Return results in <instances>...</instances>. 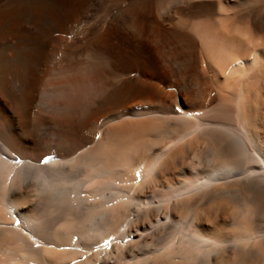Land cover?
Wrapping results in <instances>:
<instances>
[{
    "label": "bare ground",
    "instance_id": "obj_1",
    "mask_svg": "<svg viewBox=\"0 0 264 264\" xmlns=\"http://www.w3.org/2000/svg\"><path fill=\"white\" fill-rule=\"evenodd\" d=\"M229 16L249 26L240 34ZM224 21L240 36L252 27L257 56L252 40L222 61L203 31ZM263 34L264 0H0V264L264 258V115L249 96L264 75ZM246 71L233 105L220 84ZM126 123L151 130L133 127L128 144ZM149 183L159 188L143 197ZM221 199L247 215L232 218L235 238L214 234ZM179 210L187 217L175 220Z\"/></svg>",
    "mask_w": 264,
    "mask_h": 264
},
{
    "label": "rangeland",
    "instance_id": "obj_2",
    "mask_svg": "<svg viewBox=\"0 0 264 264\" xmlns=\"http://www.w3.org/2000/svg\"><path fill=\"white\" fill-rule=\"evenodd\" d=\"M219 12H221V11H219ZM232 17V23H240V21H241V31H240V34H241V32H242V30H243V32H244V28H247V27H245V26H249V24H248V20L246 19H244V20H237L236 18L234 19V17L233 16H229L228 18H226L227 19V22L228 23H231V22H229L228 21V19H230ZM90 20H92V19H90ZM230 20V21H231ZM235 20V21H234ZM237 21V22H236ZM225 22V21H224ZM227 22H225V23H223L220 27H222L223 25V27L225 28V30L224 31H228L229 29V31H232L231 33H233V37L235 36V38H238V37H240V40L241 41H238L237 39L235 40V38H234V40L235 41H238V42H241V45H240V43L238 44V42H237V44L239 45V47H238V45H236L235 44V42H234V40L232 41V40H230V41H232V42H230V41H228L229 40V38H228V36L227 35H229L228 34V32L226 31L225 33H224V31H222V29L223 28H221L220 30H219V26L218 27H216V28H213V30H212V28H207L208 29V32H207V29L205 28V30L203 31V32H205L204 34H206V36H210V38L212 37L213 38V43H212V45H213V48H214V50L216 49V47H218V49L220 48L221 50H220V58L222 59V61L224 62V61H226L227 59H228V57H230V56H232V55H235L236 54V51L237 52H239L240 53V50L239 49H241V46H243L242 47V49H241V51H243V49H245L244 47H246L247 45H248V43H251V41L253 40V42H254V44H253V46H250V47H252V50L250 51L251 53H249V57H250V59H251V55H256L257 56V53L260 51V49H259V47L260 46H257V45H259L260 44V40H259V38L258 39H256L255 37L257 36L256 34H254V32H251L252 30V27H251V29H250V27H249V30H251V31H249L248 29V31H249V33H247L248 31L246 30L245 32H246V35H244V33H242L243 35H241V36H245L244 38H246V36H247V34H249L247 37H248V39H249V37L251 36L250 34L251 33H253L252 35L253 36H251V37H253V39L251 38L250 40H248V41H246V43H245V41H243L242 39H244L243 37H241L240 35H239V30L237 29V31L235 30V29H232V27H234L235 28V26L236 25H234V24H226ZM250 23V22H249ZM81 25V24H80ZM225 25H228V26H232V27H230V28H228V27H225ZM240 25H238L236 28H239V26ZM250 26H251V24H250ZM242 27H243V29H242ZM226 28H228V29H226ZM197 29V28H196ZM240 29V28H239ZM237 32H235V31ZM223 32V33H222ZM230 33V32H229ZM203 34V35H204ZM227 34V35H226ZM236 34H237V36L238 37H236ZM262 36H264V34L262 35ZM203 37H205V35L203 36ZM230 37V36H229ZM233 37H231V39L233 38ZM260 37H261V35H260ZM208 38V37H207ZM225 38H227L226 40H225ZM255 38V39H254ZM205 39V38H204ZM219 39V40H218ZM247 39V38H246ZM264 39V38H263ZM225 40V41H224ZM245 40V39H244ZM257 41V42H255V41ZM250 41V42H249ZM233 42H234V44H233ZM233 45H232V44ZM243 44V45H242ZM245 44H247L246 46H245ZM252 44V43H251ZM255 44H257V45H255ZM250 45V44H249ZM248 45V46H249ZM254 45H255V47H254ZM248 46H247V48H248ZM254 47V48H253ZM257 47V48H256ZM261 48V47H260ZM224 49V50H223ZM246 50V51H245ZM244 50V52H246V54H247V51L249 50H247V49H245ZM215 51H217V50H215ZM219 51V50H218ZM217 51V52H218ZM258 51V52H257ZM199 52H200V54H201V56H203V51H201V50H199ZM216 52V53H217ZM242 53V52H241ZM219 54V53H218ZM248 57V58H249ZM203 58H204V56H203ZM202 58V59H203ZM204 61V60H203ZM243 61H245V60H237V62H235V64L237 65V64H239L240 62L241 63H243ZM247 61V60H246ZM249 62V61H248ZM247 63V62H246ZM235 64H228L226 67H225V69H224V71H223V76H222V78L220 79V81L221 82H225V77L228 75H230V73L233 71V69H234V66H235ZM203 65L205 66L206 65V62L204 61V63H203ZM240 65V64H239ZM242 65V64H241ZM250 67H252V65L250 66ZM231 72H230V71ZM238 73H240L239 75L236 73L235 75H234V80L233 79H231V80H233V81H229V82H226V83H221L220 85L222 86L221 88H222V94L224 95V96H228L229 98H230V100H232L231 101V103L234 105V102H233V100L237 97V96H240V94H242V91H243V89H244V87H245V85H246V75H247V71L246 72H244V73H242V72H238ZM263 74V73H262ZM257 75H259V74H257ZM227 76V77H228ZM209 82H210V84H209V82L207 81V87H206V90L207 91H211L212 93H211V96H213V95H215L216 94V89L215 88H218V86H216V85H218V84H214L213 82H211V80H209V78L207 79ZM254 81V82H253ZM253 84L250 86V90L252 91L251 93H249V96L251 97L252 95V99H253V97H255L257 100V102H258V105L260 106H258V111H261V112H259V113H261L262 114V116L264 115V75H262L261 76V74H260V76H256V78H253V80L251 81ZM213 84V85H212ZM208 85H210V86H208ZM210 89V90H209ZM219 89V88H218ZM213 90V91H212ZM166 92L170 95V93L171 94H174V90L173 89H171L170 87L169 88H166ZM173 92V93H172ZM230 95V96H229ZM172 96V95H171ZM232 96V97H231ZM259 99H258V98ZM254 98V99H255ZM259 100V101H258ZM257 104V103H256ZM262 106V107H261ZM152 123V122H151ZM145 125L147 124V123H144ZM144 124H143V126H144ZM149 124V123H148ZM147 124V125H148ZM124 125V126H123ZM122 126L124 127V130L126 131L125 132V136H124V138H123V136H122V138L123 139H125V137H126V134L128 133L127 131H129L130 130V132H132V128L134 127L135 129H136V127L138 126V125H136V126H133V127H130L129 125H127V123L126 124H123ZM127 125V126H126ZM146 125V126H147ZM152 125V124H151ZM129 126V128H127ZM140 126V125H139ZM138 126V127H139ZM142 126V125H141ZM153 126V125H152ZM137 127V128H138ZM148 127L150 128V126L148 125ZM148 127H142V128H140V130H143L144 128H148ZM126 128H127V130H126ZM148 128V130L147 131H150L151 130V128L149 129ZM153 129V128H152ZM134 130V129H133ZM139 129H136V132H140V130L138 131ZM154 130V129H153ZM121 131H122V127H121ZM146 131V132H147ZM130 132L128 133V135L130 136ZM133 132H135V130L133 131ZM144 132V131H143ZM144 132L145 134H147V133H149V132ZM122 133H124V131L122 132ZM140 134V133H139ZM142 134V133H141ZM123 135V134H122ZM128 135H127V138L125 139L126 140V143H130L131 142V138H133L132 136L130 137V138H128ZM143 135V137H142V139H143V142H146L147 141V139H148V141H149V139H151L150 137V135L148 134V136H146L145 135V137H144V134H142ZM108 136H109V134H108ZM135 136H137L136 134H134V139L133 140H137V138L138 137H140L139 135H138V137H136V139H135ZM140 137V138H141ZM109 138V137H108ZM140 138H138V139H140ZM110 139V138H109ZM122 139V140H123ZM142 139H140V140H142ZM124 140V141H125ZM137 141H139V140H137ZM134 142V141H133ZM132 142V143H133ZM193 143V142H192ZM131 144V143H130ZM139 144H142V142H139ZM141 148V149H140ZM140 148H138V150H137V153H136V156L137 157H144L145 155H144V153H146V150H144L142 147H140ZM141 150V151H140ZM150 153H151V151H149V152H147V154H149L150 155ZM141 155V156H140ZM142 157V158H143ZM191 157V156H190ZM142 158L140 159L141 161H142ZM136 159H138V158H136ZM140 161V162H141ZM137 162L139 163V165H142L143 166V164H144V159H143V164L141 163L140 164V162H139V160H137ZM185 162H187L186 164H189L190 165V163H191V161H189V159L188 160H186ZM144 166H145V164H144ZM143 166V167H144ZM142 167V168H143ZM141 168V167H140ZM181 172V167H178L176 170H174V173H180ZM173 173V172H172ZM169 175L170 174H168L167 176L169 177ZM164 177H166V176H164ZM178 177V179H181L180 178V176H177ZM176 177V178H177ZM162 179V180H161ZM160 180H161V182H167V179H165L164 180V178H160ZM155 188H159L158 186L156 187V186H153V184L152 183H149V184H147V185H145V187L143 188V190H142V196L143 197H145V196H150L152 193H153V191H154V189ZM223 200L224 199H221V200H218V205L217 204H215V205H217V206H219V208L221 209V214L223 213V211H224V208L223 207H225V205L224 204H227L228 206H226V208L229 210H225V211H227L226 213H225V211H224V213H225V215H224V213H223V215H222V217L225 219V224L223 225V226H216L215 227V235H217V236H219L220 234H225L227 237H229L230 235V238L232 237H234L235 238V236L237 235V230H235L234 228H232L231 227V225H230V223L235 219L236 221H238L237 219H238V217H239V219L242 217V221H241V219H240V221L239 222H244V220H245V222H246V220H247V215L246 214H243V216H241V213L239 212L240 210H238L239 208H238V205L237 204H235V203H232V202H229V201H227V200H224V203H223ZM226 201H227V203H226ZM221 203H223V204H221ZM235 205V206H234ZM237 205V206H236ZM231 206L233 207V208H231ZM207 207V206H206ZM205 207V208H206ZM234 207H235V209H237L236 211L237 212H235L234 213V211L235 210H233L234 209ZM249 207H250V204L248 205V206H246L245 208H248L249 209ZM230 210H233V214L235 215V217H234V215L232 214V216H230V217H226V215L227 216H229V215H231V213H232V211L230 212ZM183 213L184 211H182V210H179L177 213H176V217H175V220H179V218H180V216L182 217V215L183 216H185V217H187V214L186 213H183V214H180L181 212ZM196 212H200V211H198V210H196ZM238 213V214H237ZM240 213V214H239ZM229 214V215H228ZM236 214L238 215V216H236ZM240 215V216H239ZM160 217L161 218H163L164 216L162 215V213L160 214ZM231 218V219H230ZM232 218H234V219H232ZM152 219L154 220V219H156L154 216L152 217ZM244 219V220H243ZM144 222V223H143ZM151 221H148L147 219L146 220H142L139 224H138V226H136L135 228L136 229H132V232H131V235H134L135 237L136 236H138L139 234H143V233H145V230H147V228H150L151 227ZM231 227V228H230ZM148 231V230H147ZM146 231V232H147ZM207 231V232H206ZM205 232L207 233V235L208 236H210V235H212V229H207ZM233 231H235V232H233ZM234 234V235H233ZM230 251L228 250V252H225V253H223V254H221V259L219 260V261H221V263H219V264H261L262 262H263V264H264V258L263 257H255V258H250L248 255H246L245 256V254H243V256H242V253H238V252H236L235 253V251H231L232 253H229ZM229 253V254H228ZM234 253H235V255H234ZM238 253V254H237ZM54 256V255H53ZM53 256H51V257H49V258H52ZM57 256V255H56ZM55 256V257H56ZM223 256V257H222ZM46 257H48V256H46ZM58 257V256H57ZM54 258V257H53ZM174 261V264H178V260L177 259H175V260H173ZM180 264V263H179Z\"/></svg>",
    "mask_w": 264,
    "mask_h": 264
},
{
    "label": "snow or ice",
    "instance_id": "obj_3",
    "mask_svg": "<svg viewBox=\"0 0 264 264\" xmlns=\"http://www.w3.org/2000/svg\"><path fill=\"white\" fill-rule=\"evenodd\" d=\"M45 159H48V158H45ZM41 162L43 163L44 161H41ZM137 176H139V173H137ZM105 243H107V241Z\"/></svg>",
    "mask_w": 264,
    "mask_h": 264
}]
</instances>
